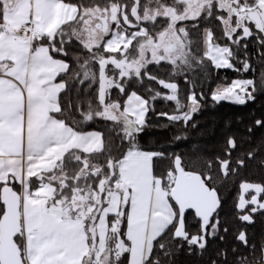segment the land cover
<instances>
[{"label": "snow or ice", "instance_id": "snow-or-ice-1", "mask_svg": "<svg viewBox=\"0 0 264 264\" xmlns=\"http://www.w3.org/2000/svg\"><path fill=\"white\" fill-rule=\"evenodd\" d=\"M258 99L264 0H0V264H264Z\"/></svg>", "mask_w": 264, "mask_h": 264}, {"label": "trees", "instance_id": "trees-1", "mask_svg": "<svg viewBox=\"0 0 264 264\" xmlns=\"http://www.w3.org/2000/svg\"><path fill=\"white\" fill-rule=\"evenodd\" d=\"M222 76L223 75H227L229 77H232L234 74L231 73V72H221L220 73ZM261 105H264V100H260L258 99L256 105H249L248 108H252V107H256V108H259ZM161 104L160 102L158 101L157 102V107H160ZM248 111V109H245V108H241L239 106H233V105H230V104H222L217 110H216V115L218 118L222 119L223 117L225 116H234L235 114H238V113H246ZM211 114L209 112H205L202 114V116L200 117H197V119H206L210 116ZM211 126H212V121L211 120H208V122L206 124H202V128L205 130L206 134L207 132L210 131L211 129ZM155 135H162L160 133H156ZM219 136H220V127L217 126L216 128V136L215 137H209L205 143H208L209 145H211L212 143H214L216 140L219 139ZM235 194V193H233ZM262 225L260 224V221H259V217L257 218V224L254 226L255 230L257 231V233L259 234V231L261 229ZM253 229L250 228L249 231H252ZM181 259H184L183 257Z\"/></svg>", "mask_w": 264, "mask_h": 264}]
</instances>
